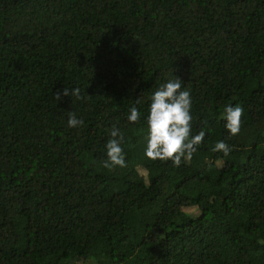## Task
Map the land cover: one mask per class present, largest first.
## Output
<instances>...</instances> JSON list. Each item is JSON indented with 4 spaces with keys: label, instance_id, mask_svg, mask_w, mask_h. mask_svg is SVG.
I'll return each mask as SVG.
<instances>
[{
    "label": "trees",
    "instance_id": "trees-1",
    "mask_svg": "<svg viewBox=\"0 0 264 264\" xmlns=\"http://www.w3.org/2000/svg\"><path fill=\"white\" fill-rule=\"evenodd\" d=\"M176 76L205 132L179 167L145 156ZM262 144L264 0H0V264H264Z\"/></svg>",
    "mask_w": 264,
    "mask_h": 264
},
{
    "label": "clouds",
    "instance_id": "clouds-1",
    "mask_svg": "<svg viewBox=\"0 0 264 264\" xmlns=\"http://www.w3.org/2000/svg\"><path fill=\"white\" fill-rule=\"evenodd\" d=\"M69 96V90L55 94L56 100L61 96ZM72 96L82 99L80 89L77 87L72 90ZM150 106L147 115V147L145 156L153 161H171L174 167H179L182 162L191 160L192 155L202 144L205 132L200 131L195 136L191 134L192 128V98L190 90L182 87V80L176 76L166 83L161 84L150 97ZM139 102V100L137 101ZM243 108L240 105L226 106L224 109L225 128L230 136H236L242 128ZM130 123L140 121V112L133 106L127 117ZM83 124L82 119H77L74 112H69L68 126L71 128L79 127ZM111 139L106 143L107 159L103 166L108 169L115 167H126L125 151L122 146L123 134L113 126ZM222 151L227 156L231 149L224 142L219 141L212 149Z\"/></svg>",
    "mask_w": 264,
    "mask_h": 264
},
{
    "label": "rangeland",
    "instance_id": "rangeland-1",
    "mask_svg": "<svg viewBox=\"0 0 264 264\" xmlns=\"http://www.w3.org/2000/svg\"><path fill=\"white\" fill-rule=\"evenodd\" d=\"M258 149H259L260 152H264V144H262ZM142 173H143L145 176L147 175V172H146V171H142Z\"/></svg>",
    "mask_w": 264,
    "mask_h": 264
}]
</instances>
